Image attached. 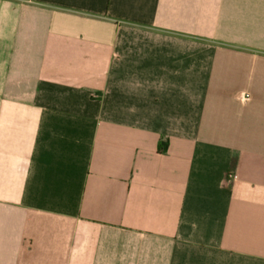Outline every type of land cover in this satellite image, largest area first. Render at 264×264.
<instances>
[{
	"label": "crops",
	"instance_id": "1",
	"mask_svg": "<svg viewBox=\"0 0 264 264\" xmlns=\"http://www.w3.org/2000/svg\"><path fill=\"white\" fill-rule=\"evenodd\" d=\"M0 264H264V0H0Z\"/></svg>",
	"mask_w": 264,
	"mask_h": 264
},
{
	"label": "built area",
	"instance_id": "2",
	"mask_svg": "<svg viewBox=\"0 0 264 264\" xmlns=\"http://www.w3.org/2000/svg\"><path fill=\"white\" fill-rule=\"evenodd\" d=\"M242 100H243V101H246V100H247V96H244V97L242 98Z\"/></svg>",
	"mask_w": 264,
	"mask_h": 264
}]
</instances>
